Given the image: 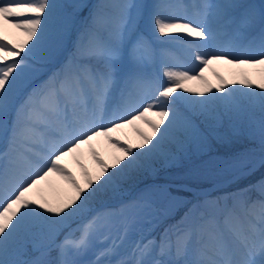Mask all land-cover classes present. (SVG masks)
Returning <instances> with one entry per match:
<instances>
[{
  "label": "snow or ice",
  "instance_id": "6c2138e0",
  "mask_svg": "<svg viewBox=\"0 0 264 264\" xmlns=\"http://www.w3.org/2000/svg\"><path fill=\"white\" fill-rule=\"evenodd\" d=\"M177 12L184 15L175 17ZM6 26L21 38L11 37ZM65 27L51 0H0V264H100L116 244L96 253L94 261L83 260L91 247L90 227L120 228L125 236L140 221L172 215L174 205L161 212L146 190L118 208L94 206L119 196L158 163H174L201 146L206 133L220 125L233 135L245 133L254 146L221 160L224 169L249 176L264 168V82L253 87L246 77L234 80L246 89L247 100L240 103L233 98L236 88L218 77L213 91L203 76L213 63L264 68V0H153L151 5L99 0L72 56L17 93L26 59L47 55L45 37L51 34L54 45ZM149 29L161 37L186 34L198 39L192 47L210 50L196 53L197 70L165 66L161 80L151 70L156 50ZM190 80L206 85L195 98L183 94L190 91L183 87ZM148 114L157 120L146 119ZM136 121L150 130L139 133V143L126 146L112 137ZM98 137L120 155L106 163L92 152L99 171L95 176L85 171L81 185L62 161ZM52 176L70 191L55 204L30 198ZM89 213L86 223L71 229L69 221ZM64 227L62 240L29 258L40 232L53 236ZM53 250L56 256L49 258ZM117 264H264V178L224 196L197 197L159 240L141 237Z\"/></svg>",
  "mask_w": 264,
  "mask_h": 264
},
{
  "label": "rangeland",
  "instance_id": "374dc122",
  "mask_svg": "<svg viewBox=\"0 0 264 264\" xmlns=\"http://www.w3.org/2000/svg\"><path fill=\"white\" fill-rule=\"evenodd\" d=\"M152 2L153 0L150 1V4ZM169 2L191 4L196 2V0H191V1L169 0ZM66 5H67V0H65L62 3V10L58 12L61 13V19L63 18V15L65 13L67 14V16L70 17V19L66 18V21H68L67 24L73 22L74 20H76L75 24L82 23L84 18L87 16V12L88 14H90V8H88L87 6L88 4L87 2H84V0H79V2L76 5L70 7L69 9H67ZM182 15H184V13L177 12L175 14V17H179ZM72 17L74 18L72 19ZM7 33L13 38H21L19 37V34L16 33L15 30L11 29L10 27H7ZM146 35L152 40L154 48L156 50V60L153 63L151 70L157 72L162 79H163L162 72L165 66L172 67L173 69L187 68L190 70H197L198 61H196L195 59L196 53L197 52L203 53L205 51L210 50L207 48L192 47L199 43L198 39L187 37L186 34L169 33L161 37L154 30L149 29L146 32ZM177 36L181 37L182 40L190 41L191 46L189 44L176 42L174 38ZM166 44L168 45L166 46ZM203 76H204V81H206L207 84L213 86V91H215V86L219 83L218 77L223 79L224 81L227 82V85L230 88H236L237 90L234 93L239 94L240 97L244 99L246 102L247 95H246V89L244 88L243 84L236 86L233 85V81L237 79L242 80L246 77L251 81L253 87H255L257 83L264 82V68L233 67L228 64L213 63L205 69ZM35 83H36L35 81L32 82V84ZM24 84L25 81H23V77H21V85ZM205 86H206L205 83L201 81L190 80L187 81L183 86L184 88H188L190 90L188 93H183V89H178V91L183 93L184 95L188 94L190 98H195L196 93L204 91ZM206 95H210V94H206ZM184 106L187 108V105ZM146 119L148 120L151 119L152 121H156L157 117L155 115L148 114L146 115ZM219 129L223 131V133H220ZM214 131L217 134V136L207 138L209 140V143L200 149L203 150L204 148L208 150L209 149L208 147H211L209 145L210 143L212 144V141H215L218 145V147L215 149H219L223 143H227L231 140H235V141L240 140L239 135H232L231 131L227 129L224 130L220 128V126L216 127ZM139 133L150 134V130L143 122L136 121L134 124L127 125L124 128L119 129L117 132L112 133L111 135L119 143L125 144L127 146V144L135 145L140 142ZM253 147H254L253 144L249 143L246 148L251 149ZM92 152H95L97 156L100 159H103L106 163H111L115 157L120 155V153L116 150V148H114L106 138L98 137L92 140L88 145H83L81 149L78 150L77 153H73L72 155L65 157V159L62 161V164L70 172L73 171L74 173L78 174V180L81 183V185H83V181H84L83 173L85 171L93 176H95L99 171L98 167L93 161ZM158 164L160 165V167L163 166L164 168H166L165 170H163L164 175L170 172L169 168H167L168 167L167 163H163L162 165L161 163ZM154 170L147 172L140 179L146 178L148 175H152ZM185 178H192V177L189 175H185ZM69 191L70 190L68 189V186L62 180H60L59 177L52 176L50 177L48 182H45L44 184L39 186L38 189L30 193L29 196L30 198L36 199L38 201L46 200L44 197L47 196V200L50 203L55 204L59 200H61ZM159 194H162V192H160ZM156 207L161 212L165 209V207H162L161 205L158 204L156 205ZM155 218L156 216H154L150 220L138 222L134 230L129 231L125 236L120 235L122 231L120 228H115L112 229L111 231L105 229L97 230L96 226L93 225L88 229L89 234L91 236V247L82 256V259L85 261H94L96 259V253H99L101 250L108 248L115 243L116 248L114 253L111 256L109 255L108 257L102 256L100 259V264H107L104 263L106 259L107 261L112 262V264H117V262L119 261L118 254L123 253L126 254V256L130 255L131 250L134 244L136 243L134 242V238L138 240H140L141 237H144L146 239L150 238L155 225L154 222ZM100 223H103V221L101 220L97 222V224ZM140 226L143 227L141 228ZM137 229L140 230V234L138 233L134 234L135 230ZM81 234H82V230H81Z\"/></svg>",
  "mask_w": 264,
  "mask_h": 264
},
{
  "label": "trees",
  "instance_id": "16d2710c",
  "mask_svg": "<svg viewBox=\"0 0 264 264\" xmlns=\"http://www.w3.org/2000/svg\"><path fill=\"white\" fill-rule=\"evenodd\" d=\"M65 0H51V3H53L54 5L57 6V10L61 11L62 10V3ZM88 0H84V2H87ZM79 2V0H67V9H69L70 7L76 5ZM97 4V2L94 4V6ZM94 6L92 7V9L94 8ZM66 18H69V16H67V14L65 13L63 15V22L65 24V29L63 31H65V33H68V30H71V28L68 27L71 26L76 22V20H74L73 22L67 24L68 21H66ZM74 17H72L73 19ZM62 32H60L59 34H57V36L55 37V40H59V36L62 35ZM49 36H51V34H49ZM58 37V38H57ZM58 43V41H55ZM233 98L240 103H245V100L242 99L240 97L239 94L234 93L233 94ZM257 116L259 115L258 111H257ZM220 128L222 129H227L229 131L230 128L227 125H220ZM220 133H223V131H221L219 129ZM233 135V134H232ZM217 134L215 133V131L209 130V132L206 133V138L204 140V143L197 147V146H192L188 152V154L184 157H182V161L186 160L188 158H190L191 156H193L192 160H189L191 162V164L189 165L188 168L185 169V173H183L182 175L178 174L179 176H177L178 179H183L186 180L188 182H192V183H210L216 180H220V179H225L228 178L230 175H232L233 173H235L232 170H226L224 169L221 165H220V161L221 160H225L228 159L230 157L236 156L238 154H242L247 152L248 150L246 149L247 145L249 143H251V141L248 139L247 135L245 133H240V140L235 141V140H231L227 143H223L219 149H215L218 147L217 143L215 141H212V144L210 143L208 147L209 149H200L203 146L207 145L209 143V140L207 138H211V137H216ZM226 147V148H224ZM188 160H186L187 162ZM163 163H161L162 165ZM157 167H160L159 164H157L155 166L154 169H156ZM153 169V170H154ZM186 172H190L191 173V177L193 178H185V175H189ZM171 178H174V174L172 175ZM264 178V168H258L255 173L253 175H249V176H242L239 179H237L235 182H233L230 185V190L231 192H235L237 189L239 188H243L248 184L251 183H255L256 181L260 180ZM168 190L172 189L173 190V194H177L176 190L173 188H167ZM128 189L126 188L123 192L126 193ZM122 192V193H123ZM121 194V193H120ZM171 199V198H170Z\"/></svg>",
  "mask_w": 264,
  "mask_h": 264
},
{
  "label": "bare ground",
  "instance_id": "6f19581e",
  "mask_svg": "<svg viewBox=\"0 0 264 264\" xmlns=\"http://www.w3.org/2000/svg\"><path fill=\"white\" fill-rule=\"evenodd\" d=\"M185 96H188V94L187 95H185ZM189 97V96H188Z\"/></svg>",
  "mask_w": 264,
  "mask_h": 264
}]
</instances>
